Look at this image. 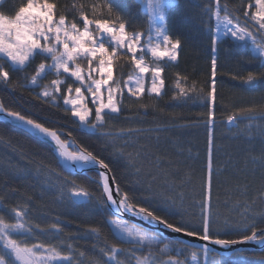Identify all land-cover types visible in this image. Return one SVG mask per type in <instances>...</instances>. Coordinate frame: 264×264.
<instances>
[{"label":"trees","instance_id":"16d2710c","mask_svg":"<svg viewBox=\"0 0 264 264\" xmlns=\"http://www.w3.org/2000/svg\"><path fill=\"white\" fill-rule=\"evenodd\" d=\"M26 0H3L0 12L14 15L18 6ZM43 2V0H39ZM53 2V0H49ZM58 11H64L69 21L74 17L79 22L80 6L92 18L91 5L103 4L104 0H55ZM126 13L129 23L127 31L147 33L148 12L140 0H118ZM214 0H175L167 11L169 34L182 41L177 61L164 59L159 63L164 66L165 86L157 96L146 90L141 96L128 94L124 81L134 75L130 63V54L121 55L114 63L115 80L124 93L120 99V112L105 117L101 131L110 133L111 138L89 135L81 131L70 112L65 111L63 96H58L59 107H53L35 98L40 91L57 76L46 73L38 81L40 87L29 85L26 77L35 74L36 66L45 61L36 56L20 72L10 73V82H0V99L5 108L21 111L33 118H39L46 126L59 129L63 139L70 137L78 146L88 147L107 160H112L113 174L122 191H127L143 206L167 216L175 223H184L189 230H196L197 237L203 234L200 216V202L204 199V183L208 175L209 132H211V173L212 190L210 211L212 239H239L245 222L252 223L247 217L254 218L258 227L264 228V79H257L253 84L246 82L249 72L258 74L264 69L259 61L252 58L251 45H245L231 38H225L218 45L215 75V102L210 104L207 93L211 87L213 53L211 52L208 15L205 8ZM247 0H221L227 3L234 15H240L238 9ZM242 19V17H241ZM82 27V24L80 25ZM215 27L214 20L211 25ZM253 30V29H250ZM254 31V30H253ZM257 38L260 35L257 33ZM145 61L153 66L152 60L145 56ZM86 67L83 60L78 62ZM0 64L6 61L0 59ZM65 77L64 75L59 78ZM178 77L186 78L180 79ZM66 78V77H65ZM67 84L73 80L66 78ZM177 82L187 91L180 95ZM21 85H28L22 87ZM77 86L76 84L73 87ZM62 92L66 85L61 86ZM194 89V91H193ZM191 97V98H189ZM89 107H93L89 103ZM253 108L254 119L239 115V109ZM214 112V121L209 124L208 113ZM236 115V126L229 125L228 117ZM94 118V117H93ZM132 133L129 134L128 130ZM71 133L69 136L68 134ZM127 143V151L135 154L141 148L147 149L152 162H161V170L167 173V183L179 186L183 193V205L180 208L168 207L159 202L153 193L160 192L165 186V179L158 177L149 190L150 178L141 177L137 182L132 173L122 167L112 156L113 144L122 146ZM256 162L253 163V159ZM52 148L35 139L22 130L0 123V215L12 222L10 209L17 204L26 206L28 220L38 226L36 235L30 243L40 241L65 245L71 244L76 253L74 264H90L96 261L104 264L106 257L101 250L117 245L128 250L125 256L143 259L148 250L143 252L130 250L129 244H120L113 236L110 221L114 219L108 207L98 203L102 189L98 186V176L94 173L78 175L63 171L57 164ZM43 165V168H41ZM145 171L156 170L144 164ZM48 169H54L68 180H74L93 197L90 204L75 205L62 199L59 193L60 181ZM57 224L60 229L59 239H53L56 233L40 235L39 229H50ZM92 229L98 231L93 232ZM161 237V236H160ZM163 244L176 249L174 259L188 264L195 257L201 264H264V250L236 253L230 258L208 254L177 244L163 237ZM161 245V247L163 246ZM158 253V248H153ZM83 252L81 257L79 253ZM167 259V257H165ZM206 259V262L204 261ZM131 264H136L133 259Z\"/></svg>","mask_w":264,"mask_h":264},{"label":"snow or ice","instance_id":"6c2138e0","mask_svg":"<svg viewBox=\"0 0 264 264\" xmlns=\"http://www.w3.org/2000/svg\"><path fill=\"white\" fill-rule=\"evenodd\" d=\"M140 2L148 12L147 33L127 31L129 23L125 16L130 13L124 11L118 0H104L103 4L91 5V19L85 11V5H81L80 23L75 17L69 21L64 11H58L55 0L53 2L43 0L42 3L39 0H26L15 9L14 15L0 12V59L6 61L7 64V68L5 64H0V82L9 83L10 73L24 71L36 56L43 57L45 61L50 59L51 63H39L34 70L35 74L30 78H25L29 85L40 87L38 81L43 78V74L47 72L56 74L57 78L36 92L35 98L50 103L53 107H59L58 96H63L65 111L71 113V117L74 118L75 123L79 124L81 131L89 135L98 134L105 137L107 143L111 134L101 129L104 128L106 116L110 117L120 112L118 98L123 93L119 81L114 79L115 61L119 60L121 55L130 54L134 75L128 76V79L124 81V87L131 95L138 96L145 92V77L151 73V87L148 90L159 96L165 86L163 78L165 68L159 61L167 59L175 62L181 51L182 41L169 34L167 23V9L174 5L175 0H140ZM204 11L208 15L211 52L213 53L211 61L213 79L207 96L210 104L214 105L217 66L215 53L218 51L222 37H231L245 45L250 44L252 58L258 60L259 67L264 69V0H247L238 9L240 15H234L229 5L222 4L221 0H214L213 4L206 7ZM213 20L214 28L211 26ZM257 33L262 38L260 41L257 39ZM145 35H147L146 40ZM137 52L141 55L138 56ZM144 53L152 57V67L146 63ZM81 59L86 60L89 67L87 81L90 82L87 84L86 76L78 63ZM94 61L98 67H93ZM93 73H99V78H95ZM62 74H67L69 78H72L73 83L67 84L66 80L59 79ZM180 79L186 78L178 77V81ZM257 79H264V71L258 74L249 72L246 82L253 84ZM74 84L77 86L73 87ZM63 85H66V89L62 92L61 86ZM176 87L180 95H187V91L181 87L179 82ZM85 92L89 95L86 96ZM89 103L93 107H89ZM254 112L253 108L239 109V115L247 119H254L252 115ZM0 113H3L6 118H11V123L27 129L35 137L51 144L52 151L57 157V164L69 175L73 172L96 171L97 183L102 189L97 202L105 204L116 217L109 222L114 229L113 236L120 244L134 246L131 252L148 250V255L143 259L125 256V259L121 260L119 257L128 250L117 245L107 246L106 249L101 250L102 255L106 257L104 264H131L133 259L136 260V264H182L179 259H174L176 249L170 247L169 244H163L158 233H153L135 223H129L120 216L130 214L148 226L155 228L162 226L172 233H183L187 237H195L198 232L189 230L184 223H175L167 216L156 214L155 210L136 201L129 192L122 191L113 174L112 160L106 161L99 153L89 150L88 147L77 146L74 142L63 139V133L59 129L46 126L45 122L39 118L5 108L3 104H0ZM236 118L234 114L229 116L228 120L232 122ZM213 121L214 112L210 111L208 122L211 124ZM128 133L131 134L132 130L129 129ZM68 135L70 136L71 133ZM127 147V143L122 146L113 144L112 156L116 158V161L122 162V167L130 171L137 182H141L142 176L150 178L149 190L158 177L164 178L163 190L153 194L158 197L160 203L168 207H182L183 193L178 190L179 186L167 183L168 174L161 170V162L153 163L152 158L147 155L146 148L138 149L133 154L126 150ZM210 156L211 132H209L208 175L203 186L204 199L199 204L203 230L199 239L202 241L212 239L210 235L212 226ZM261 160L264 161V157ZM255 162L254 158L253 163ZM145 163L156 170L155 174L153 171H145ZM48 171L56 175L60 181L59 193L62 199L66 198L68 202L75 205L92 202L93 197L83 185H78L74 180H68L60 173H56L54 169H48ZM9 219L12 222L0 215V264H74L76 253L71 244L65 245L63 242L54 244L45 241L30 243L36 235L38 226H33L28 220L26 206L17 204L12 207ZM247 219L253 222L250 224L245 222L239 239H212V242L225 247L247 242L264 245V228L258 227L253 217L249 216ZM92 231L98 230L92 229ZM48 232L56 233L53 239H59L60 229L57 224L51 225V228L47 230L39 229L40 235H47ZM177 244L187 247L182 240L177 241ZM153 248H158V253H154ZM203 251L207 254L208 249L204 248ZM83 255V252L79 253V256ZM90 264H99V262L93 261Z\"/></svg>","mask_w":264,"mask_h":264},{"label":"water","instance_id":"95a60500","mask_svg":"<svg viewBox=\"0 0 264 264\" xmlns=\"http://www.w3.org/2000/svg\"><path fill=\"white\" fill-rule=\"evenodd\" d=\"M0 104H2L1 99H0ZM0 123L8 124L14 128L22 130L25 133L34 137L35 139L43 142L39 137H35L32 133L28 132L27 129L20 128L19 126L11 123V118H6L3 113H0ZM67 140L73 142V140L70 137H67ZM43 143L47 144L48 146H50L52 148L51 144H48L45 142H43ZM75 145H77V144H75ZM73 173L78 174V175H88L90 173H94L97 175L96 171H92V170L82 171V172H73ZM110 213L112 214L111 211H110ZM112 216H113V214H112ZM114 218H116V217H114ZM120 218L128 221L129 223H135L139 226H143L153 233H158L159 236H161L167 240H171V241H175V242L182 240L184 242V244L187 245V247H189V248H192V249H195V250H198L201 252H204L203 249L207 248L208 254L218 255L221 257L230 258L236 253L255 252V251L264 250V245H261V244L255 243V242H247V243H242V244L229 245V246L225 247L222 245L214 244L212 242V239H210L208 241H202L197 236L187 237L183 233H180V234L172 233L170 230L164 229L162 226L159 228L148 226V225L144 224L143 221L139 220L138 218H136L130 214H122L120 216Z\"/></svg>","mask_w":264,"mask_h":264},{"label":"rangeland","instance_id":"374dc122","mask_svg":"<svg viewBox=\"0 0 264 264\" xmlns=\"http://www.w3.org/2000/svg\"><path fill=\"white\" fill-rule=\"evenodd\" d=\"M2 1L3 0H0V4L2 3ZM144 8H145V10H147L146 9V7L144 6ZM167 11H168V9H167ZM226 38H231V37H226ZM144 39L146 40L147 39V35H145V37H144ZM223 39H225V37H222V39H221V41L223 40ZM232 39V38H231ZM258 39V41H260L262 38L261 37H259V38H257ZM240 43H242V42H240ZM123 51V50H122ZM137 55L139 56V55H141V53L140 52H137ZM144 56H148L151 60H152V57L150 56V54H148V53H144ZM81 60H83L84 62H85V64H86V67H82L81 66V68L83 69V72H84V74H85V76H86V84L88 83V82H90V81H87V72L89 71V67H88V64H87V61L86 60H84V59H81ZM80 61V60H79ZM78 61V62H79ZM173 62V61H172ZM147 63V62H146ZM148 64V63H147ZM148 66L149 67H151L150 66V64H148ZM93 67H98V65H97V63L94 61V63H93ZM47 73H49V72H47ZM54 73V72H53ZM55 74V73H54ZM56 75V74H55ZM62 75H64L66 78H68V79H71V80H73L72 78H69L68 76H67V74H62ZM61 75V76H62ZM43 76H45V74H43ZM93 76L95 77V78H99V73H93ZM65 77H61V78H59V79H61V80H66V78ZM114 79H115V76H114ZM86 86V85H85ZM150 87H151V73H148L147 75H146V77H145V89L146 90H148V89H150ZM145 90V91H146ZM128 94H130L129 92H128V90H127V88H126V90H125ZM149 91V90H148ZM150 92V91H149ZM123 93H124V91H123ZM123 93H122V95L118 98L119 100L121 99V97L123 96ZM151 93V92H150ZM143 94V93H142ZM142 94H139L138 96H141ZM73 95H74V93H73ZM85 95L86 96H88L89 94L87 93V92H85ZM105 95H107V93H105ZM131 95V94H130ZM133 96V95H132ZM134 97V96H133ZM136 97V96H135ZM118 114V113H117ZM117 114H112V115H117ZM113 229V228H112ZM113 231H114V229H113ZM204 253V252H203ZM235 255V254H234ZM233 255V256H234ZM205 258H208L207 257V254H204L203 255ZM199 258H201V257H195V258H193L191 261H190V263L189 264H201V262L199 261ZM205 262H206V259L204 260ZM182 262V264H188L187 262H185V261H181Z\"/></svg>","mask_w":264,"mask_h":264},{"label":"built area","instance_id":"2783aa9c","mask_svg":"<svg viewBox=\"0 0 264 264\" xmlns=\"http://www.w3.org/2000/svg\"><path fill=\"white\" fill-rule=\"evenodd\" d=\"M230 124H231V125H234V123H233V122H230Z\"/></svg>","mask_w":264,"mask_h":264}]
</instances>
